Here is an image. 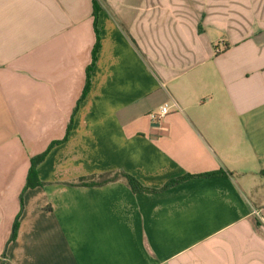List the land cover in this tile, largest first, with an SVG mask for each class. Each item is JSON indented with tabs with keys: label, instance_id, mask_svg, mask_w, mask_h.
<instances>
[{
	"label": "crops",
	"instance_id": "obj_1",
	"mask_svg": "<svg viewBox=\"0 0 264 264\" xmlns=\"http://www.w3.org/2000/svg\"><path fill=\"white\" fill-rule=\"evenodd\" d=\"M94 1L0 0V261L264 264V0Z\"/></svg>",
	"mask_w": 264,
	"mask_h": 264
},
{
	"label": "trees",
	"instance_id": "obj_2",
	"mask_svg": "<svg viewBox=\"0 0 264 264\" xmlns=\"http://www.w3.org/2000/svg\"><path fill=\"white\" fill-rule=\"evenodd\" d=\"M98 1L99 0L94 1V15H96V16L98 15V13L101 9ZM96 30H97V34H98L97 35L98 36L97 37V43H96L94 50H93L92 63L87 69V81H86V86L84 88L81 100H84L86 98V96L88 95V92L90 89V75H91L92 70L95 67V64L97 61V54H98L99 49H100V37H99V30L97 28V24H96ZM71 128H72V125L70 124L68 127V130H67L66 138L63 141L54 142L49 147L47 152H45L43 155L39 156L38 158H35L32 160L31 168L29 170L28 177H27V183H26V186H25L23 193L21 195V211H20L18 217L16 218V220L14 222L13 231H12V235L10 237L9 243L14 242L17 238L18 229H19V219H20L22 211H23V194H24V192L29 188H35V187L40 186L42 184L37 177L36 168H37L38 164L44 160V158L46 157L48 152L55 145L67 140V138L70 134ZM218 174H221V173L207 174L205 176H212V175H218ZM189 177L190 176H186L183 179L173 180V181L169 182L168 184H166L161 190L168 189V188L188 179ZM118 179H123L127 183V185L132 189L133 192H136V193L148 192V191L156 192V190L145 188L137 179H135L131 175L124 173V172L107 173V174H101V175H94L91 177H85V178L79 179L77 182L70 183V185L71 186H79V187H93V186L105 185L107 183L117 181ZM0 264H5V263L0 261Z\"/></svg>",
	"mask_w": 264,
	"mask_h": 264
},
{
	"label": "built area",
	"instance_id": "obj_3",
	"mask_svg": "<svg viewBox=\"0 0 264 264\" xmlns=\"http://www.w3.org/2000/svg\"><path fill=\"white\" fill-rule=\"evenodd\" d=\"M174 105H175V107L178 108L176 103ZM169 112H170V105L165 104V105L160 107L159 112L157 114H152L151 117H152V119H160V118H163L164 116H166Z\"/></svg>",
	"mask_w": 264,
	"mask_h": 264
}]
</instances>
